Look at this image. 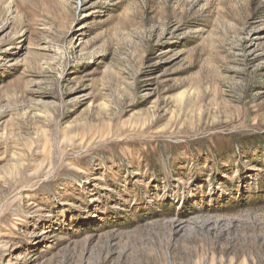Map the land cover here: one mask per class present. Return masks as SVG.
Here are the masks:
<instances>
[{"label":"rangeland","instance_id":"rangeland-1","mask_svg":"<svg viewBox=\"0 0 264 264\" xmlns=\"http://www.w3.org/2000/svg\"><path fill=\"white\" fill-rule=\"evenodd\" d=\"M0 264H264V0H0Z\"/></svg>","mask_w":264,"mask_h":264}]
</instances>
